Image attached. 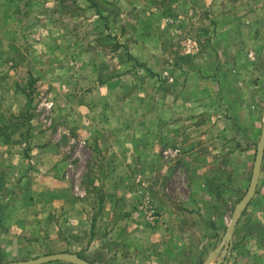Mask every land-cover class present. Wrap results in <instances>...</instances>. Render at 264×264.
I'll return each mask as SVG.
<instances>
[{
    "label": "rangeland",
    "instance_id": "374dc122",
    "mask_svg": "<svg viewBox=\"0 0 264 264\" xmlns=\"http://www.w3.org/2000/svg\"><path fill=\"white\" fill-rule=\"evenodd\" d=\"M5 2L0 11L9 9ZM230 9L232 24L251 14L255 34L264 33V0H13L8 11L16 17L0 14V153L55 154L66 190L59 201H121L119 232L132 216L154 228L159 206L171 213L176 201L184 210L201 207L203 239L183 244L204 264L247 190L264 112V75L236 103L222 104L212 86L204 92L215 96L201 97L195 114L185 106L181 69L193 52L210 47L215 15ZM190 124L195 129L184 128ZM179 137L185 163L172 154ZM190 216L180 225L191 231L195 223L198 231ZM26 260L0 257V264ZM223 263L264 264V162Z\"/></svg>",
    "mask_w": 264,
    "mask_h": 264
},
{
    "label": "crops",
    "instance_id": "0c3cea01",
    "mask_svg": "<svg viewBox=\"0 0 264 264\" xmlns=\"http://www.w3.org/2000/svg\"><path fill=\"white\" fill-rule=\"evenodd\" d=\"M12 4L13 0H6L2 5L11 10ZM8 10H1L0 14L16 17L15 10ZM218 15L215 16L219 17L216 20L219 25L215 27V38L211 39L210 47L204 51L193 52L189 57V65H184L181 69V76L186 84L185 106L191 108L187 111H192V114L199 109L197 104L201 97L207 101L209 96H215L207 95L204 92L206 87L215 86L217 97L223 99L221 103L232 104L246 97L244 89L249 88V83L263 79L264 33L255 34L258 29L252 21V15L243 17L241 26L232 24L235 18L231 9ZM223 19L225 24L221 23ZM250 28L254 33L250 34ZM227 90L235 93L236 99L233 94L227 97ZM229 122L231 125L238 124L237 119ZM179 124L182 123L174 126H180ZM187 127L195 129L191 124L184 128ZM175 140L177 149L172 150V154L178 157L180 163H185L187 157L184 155L188 154L183 147L185 140L181 137ZM188 142H191L189 151L194 154L195 141L188 139ZM38 144L40 145L36 148L44 146L42 143ZM40 151L27 157L19 153H0V257L25 260L70 253L91 264L201 263L200 253H197V259L195 251L187 255L183 244L187 239L193 242L196 241L195 238L197 241L203 239L200 231L202 214L197 212L201 207L193 204L188 210H184L185 205L176 201L173 204L175 213H171L159 206L160 222L154 228L132 216L129 225L124 228L125 231L119 232L121 229L116 225L121 220L123 203L116 199L110 201L106 196L100 204H87L86 201L73 199L59 201V195L66 192L60 187L61 181L58 179L59 161L55 154ZM99 159L104 160V155L101 158L99 156ZM115 159L116 156L113 155V161ZM263 162L264 152L257 187ZM30 165L33 168L26 170ZM103 181L107 183L106 179ZM112 190L113 194L121 192L119 186H114ZM103 194H109L104 187ZM92 209L96 211L93 218L96 231H91L92 219H89V215ZM180 209L186 212H178ZM192 209L194 210L191 211ZM190 214L197 219L198 231L195 223L190 228L191 231L180 225L182 218L193 221ZM233 236L234 231L232 238Z\"/></svg>",
    "mask_w": 264,
    "mask_h": 264
},
{
    "label": "water",
    "instance_id": "95a60500",
    "mask_svg": "<svg viewBox=\"0 0 264 264\" xmlns=\"http://www.w3.org/2000/svg\"><path fill=\"white\" fill-rule=\"evenodd\" d=\"M263 152H264V114H263V120H262L259 140L256 145V153L254 157V162H253L251 176H250L247 190L243 198L235 206L231 214L230 222L228 226L226 227L225 234L221 242L219 243L218 247L214 250V252L209 256V258L205 261L204 264H209L211 259H213L221 250H222V253L220 254V258L217 260L216 264H221V257L229 256V250L231 246L233 231L238 221V218L240 216V213L244 211V209L247 207V205L249 204V202L252 200L253 196L255 195V191H256V187H257L258 179H259V174H260L261 162L263 158ZM51 262H64L67 264H91L81 259L80 257L70 254V253H57V254L38 257L35 259L26 260V261L7 262V263H1V264H46V263H51Z\"/></svg>",
    "mask_w": 264,
    "mask_h": 264
},
{
    "label": "built area",
    "instance_id": "2783aa9c",
    "mask_svg": "<svg viewBox=\"0 0 264 264\" xmlns=\"http://www.w3.org/2000/svg\"><path fill=\"white\" fill-rule=\"evenodd\" d=\"M148 218H149V220H150L151 222H154V221L156 220V217H155V215H154V213H153L152 210L149 211V213H148Z\"/></svg>",
    "mask_w": 264,
    "mask_h": 264
}]
</instances>
